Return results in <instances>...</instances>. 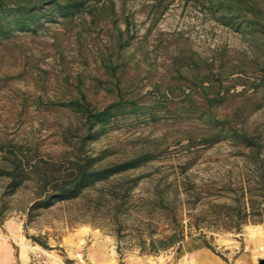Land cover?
Returning <instances> with one entry per match:
<instances>
[{"label":"rangeland","instance_id":"obj_1","mask_svg":"<svg viewBox=\"0 0 264 264\" xmlns=\"http://www.w3.org/2000/svg\"><path fill=\"white\" fill-rule=\"evenodd\" d=\"M115 7L121 29L125 28L124 19L129 24L124 37L130 38L124 48L116 43L112 22L88 24L82 20L69 25L51 23L38 34L21 33L0 44V141L56 157L67 149L64 133L71 138L70 134L83 131L75 114L59 110L49 101L77 95L78 87L98 108L117 98L118 87L125 97L132 92L145 95L141 101L154 89L173 94L178 97L170 106L175 107L186 92L196 90L188 70L179 64L180 57L194 56L208 62H218L222 57L250 77L259 72V62L264 63L256 57L248 34L215 20L199 0H115ZM109 59L117 66L114 76L106 67ZM111 81L117 83L114 91L107 89ZM240 98L229 96L218 115L230 116ZM157 117L115 119L105 134L86 147L93 152L109 149L112 154L108 160L124 159L146 149L160 153L157 159L128 172L144 177L129 192L125 212L118 211L116 201L105 193L108 189L121 192L119 180L113 178L97 184L105 191L91 188L77 198L40 210L24 229V207L32 198L31 187H24L0 213V264H23L22 242L41 248L30 252L29 264H50L56 257L62 264H74L83 237L89 239L86 255L90 264H98L89 254L95 239L90 232H82L90 229L108 242L117 264H156L155 257L168 250L178 254L182 244L199 236L202 238L196 241L210 245L224 264H258L264 257V223L247 222L239 229L216 228L210 203L224 200L219 195L227 187L254 185L261 178L264 182V108L236 121L237 128L262 144L257 165L240 154L248 149L231 140L187 148L186 129L194 133L205 129L198 119L162 112ZM3 183L0 179V193ZM161 199L181 219L185 233L191 231L193 235H186L179 246L150 254L145 252L148 236L161 235L167 226V209L160 207ZM196 213L204 214L197 220L200 228L190 229L189 215ZM26 233L42 236L50 248H43Z\"/></svg>","mask_w":264,"mask_h":264},{"label":"trees","instance_id":"obj_2","mask_svg":"<svg viewBox=\"0 0 264 264\" xmlns=\"http://www.w3.org/2000/svg\"><path fill=\"white\" fill-rule=\"evenodd\" d=\"M211 12L215 20L248 34L250 45L257 58L264 62V0H199ZM87 17H89L87 19ZM96 24L110 21L116 29V43L120 48L128 45L130 36L128 21L124 19L125 28L118 25L115 0H0V44L21 33L38 34L50 27L51 23L63 25L76 21ZM179 64L189 72V80L195 91H188L175 102L178 96L154 89L145 100V95L130 93L125 97L121 88L115 89L117 98L101 108L95 107L88 100L85 92L78 87L77 95L49 104L59 110L70 111L79 118L82 134L64 133L66 150L56 157L39 155L31 147H25L12 141H0V179L4 180L0 193V213L9 208V199L20 189L30 186L32 198L24 207L27 216L23 228L40 210L50 208L59 201L79 197L85 190L98 187L100 182L117 178L122 188L106 190L115 201L116 209L125 212L123 206L129 192L135 188L144 176L130 175L128 172L142 167L157 159L160 153L153 149L137 152L124 159L108 160L112 154L109 149L91 151L87 145L97 141L105 134L108 125L115 119L124 116H146L157 120L159 113L174 117H192L204 124L203 130L194 133L186 129L185 146H211L215 143L231 140L234 145L248 149L240 154L250 157L252 164H259L260 141L243 129L236 127V121H243L250 114L264 108V63L259 62V72L249 76L243 69L236 70L228 65L222 57L218 62L197 59L194 56L180 57ZM114 76L117 66L111 59L106 65ZM202 67L205 69L202 71ZM239 68V67H238ZM239 73L235 77L232 75ZM240 73L242 75H240ZM108 90L114 91L117 83L111 81ZM240 85L242 88L237 90ZM249 91V92H248ZM240 95V101L231 115L220 117L218 110L229 96ZM247 154V155H246ZM192 164V163H191ZM189 165V164H188ZM188 167V166H187ZM185 167V169L187 168ZM102 193V194H105ZM221 201H211L210 212L214 227L239 229L247 222L264 223V182L261 178L254 185L241 184L238 187H227ZM161 208L167 209L165 232L159 236H148L146 253L157 254L175 245L182 244L186 235L185 225L170 210L169 205L161 199ZM203 213L190 214L187 226L200 228L197 220ZM1 222V221H0ZM189 229V230H190ZM32 241L43 248H50L40 235H28ZM199 236L196 238L201 239ZM146 243V239H143ZM206 247L211 248L210 245Z\"/></svg>","mask_w":264,"mask_h":264},{"label":"crops","instance_id":"obj_3","mask_svg":"<svg viewBox=\"0 0 264 264\" xmlns=\"http://www.w3.org/2000/svg\"><path fill=\"white\" fill-rule=\"evenodd\" d=\"M82 232H90V235L95 239L89 246V254L91 258L98 264H117L115 256L109 252L108 242L101 239L99 233L94 230H83ZM19 230L16 235L19 237ZM22 242L20 247V256L23 264H29L30 252L41 249L39 246L32 245L34 248L28 249ZM186 246V248H185ZM156 264H224L220 257L209 248L201 245L196 240H191V243L182 244L180 253L175 250H168L155 257ZM50 264H62L57 257L50 261Z\"/></svg>","mask_w":264,"mask_h":264},{"label":"built area","instance_id":"obj_4","mask_svg":"<svg viewBox=\"0 0 264 264\" xmlns=\"http://www.w3.org/2000/svg\"><path fill=\"white\" fill-rule=\"evenodd\" d=\"M88 240L89 239L86 237H83L82 239L79 240L77 251L75 252V255H74V258H75L74 264H90L87 258V255H86Z\"/></svg>","mask_w":264,"mask_h":264},{"label":"bare ground","instance_id":"obj_5","mask_svg":"<svg viewBox=\"0 0 264 264\" xmlns=\"http://www.w3.org/2000/svg\"><path fill=\"white\" fill-rule=\"evenodd\" d=\"M25 244V246L28 248V249H32V248H34L31 244H29V243H26V242H24Z\"/></svg>","mask_w":264,"mask_h":264},{"label":"water","instance_id":"obj_6","mask_svg":"<svg viewBox=\"0 0 264 264\" xmlns=\"http://www.w3.org/2000/svg\"><path fill=\"white\" fill-rule=\"evenodd\" d=\"M258 264H264V257H263V258H261V259H259V262H258Z\"/></svg>","mask_w":264,"mask_h":264}]
</instances>
